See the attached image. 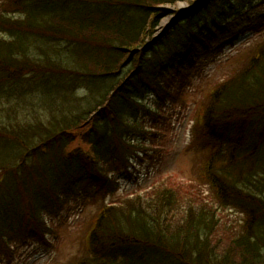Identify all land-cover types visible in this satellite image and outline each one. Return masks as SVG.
Here are the masks:
<instances>
[{
	"label": "trees",
	"instance_id": "obj_1",
	"mask_svg": "<svg viewBox=\"0 0 264 264\" xmlns=\"http://www.w3.org/2000/svg\"><path fill=\"white\" fill-rule=\"evenodd\" d=\"M259 1L0 4V258L45 240L64 206L81 212L107 203L160 111L202 72L199 56L219 48L217 35ZM178 2L187 11L172 9ZM168 14L176 15L171 28L153 38ZM202 124L212 154L199 176L214 199L188 207L171 227L173 214L151 223L138 201L110 200L98 211L84 264H264V43L213 92ZM74 131L88 151H67ZM168 192L147 207L173 200L176 207ZM226 209L240 220L226 219ZM223 240L232 256H217Z\"/></svg>",
	"mask_w": 264,
	"mask_h": 264
},
{
	"label": "rangeland",
	"instance_id": "obj_2",
	"mask_svg": "<svg viewBox=\"0 0 264 264\" xmlns=\"http://www.w3.org/2000/svg\"><path fill=\"white\" fill-rule=\"evenodd\" d=\"M188 8L189 4L185 2H178L176 7H172L182 12ZM175 18V14L161 17L153 36H160L169 24L171 26ZM232 23L233 26L228 33L218 36L216 44L221 47L204 58L206 62L203 64L202 73L199 76L191 75L189 83L180 88L178 101L160 111L159 115L162 117L148 137L146 148L139 155L138 153L132 155L134 158L131 167L127 173L122 174L124 177H121L119 189L108 197V203L114 202L110 200L139 195L137 201L145 207L147 220L151 222V218L159 213L163 214L164 219H166L164 214H173V221L167 224L171 227L180 223L187 214L188 207L194 209L195 204L208 196V188L193 176L197 164L208 152L197 150L193 142L195 135L192 130L198 117L197 109L206 102L205 96L208 91L227 77L234 68L236 69L247 53L253 52L255 45L264 39V0L255 4L254 9L248 14L244 13L240 19H233ZM43 104L38 103V107ZM20 105L25 113V104ZM17 113L19 118L24 114L20 111ZM73 133H76V138L68 146L67 151L70 152L77 147L88 151V146L79 143V132ZM160 187L166 188L165 191H169V195L177 197L176 207L174 200L169 205L147 207L153 205L155 193ZM103 205L106 203L98 200L92 206L86 205L81 212L76 211L71 203L67 206H70L69 211L64 206L57 219L49 220L44 242L17 248L12 259L10 250L2 252L0 264H84L85 259L89 258L86 256L84 246L85 235L90 228L93 212ZM229 212H224L227 219L231 222L238 220L239 215ZM222 235L221 232H217L215 238H221ZM227 243V240H223L222 246L217 250L218 257L223 253L232 256L231 250L226 246ZM223 248L226 249L225 252Z\"/></svg>",
	"mask_w": 264,
	"mask_h": 264
}]
</instances>
